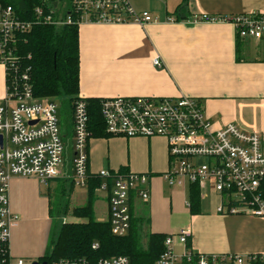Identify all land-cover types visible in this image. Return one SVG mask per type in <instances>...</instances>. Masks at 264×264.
Listing matches in <instances>:
<instances>
[{
  "label": "crops",
  "instance_id": "1",
  "mask_svg": "<svg viewBox=\"0 0 264 264\" xmlns=\"http://www.w3.org/2000/svg\"><path fill=\"white\" fill-rule=\"evenodd\" d=\"M128 1L137 13L147 12L155 21L144 26L78 27L80 98L188 96L200 101L213 128L233 123L264 135V42L238 39L227 22L187 23L200 15H264V0ZM169 17L177 21L167 22ZM155 59L160 67L153 65ZM5 90V71L0 65V102ZM62 128V134L71 141L70 124ZM87 152L91 175L122 171L149 176L148 200L141 201L134 192L129 196L132 217L145 222L142 235L144 230L146 235H170L188 228L189 247L198 254L264 253V218L218 214L219 197L209 189L199 191V211L190 213L185 204L190 186L171 188L162 179L168 169L163 138L91 137ZM67 154L68 161L51 192L59 197L67 193L71 199L75 186L71 191L70 150ZM49 192V188L42 191L35 178L11 179L9 206L19 217L11 230L12 257L36 260L45 255L52 225ZM206 199L209 206L204 203ZM95 202L103 203L105 218L94 220H108L107 195L95 191ZM174 249L182 250L177 244Z\"/></svg>",
  "mask_w": 264,
  "mask_h": 264
},
{
  "label": "built area",
  "instance_id": "2",
  "mask_svg": "<svg viewBox=\"0 0 264 264\" xmlns=\"http://www.w3.org/2000/svg\"><path fill=\"white\" fill-rule=\"evenodd\" d=\"M48 9H34V21L21 19L10 6L0 5V65L7 84L0 102V264H32L36 260L12 257L9 253L11 230L19 217L9 206V184L13 177L35 178L40 184L59 178L71 154V182L86 187L92 178L88 171L87 105L83 98L73 102L70 120L72 144L62 134L57 103L38 100L32 95L27 75L19 72L14 55L20 35L34 25L61 27L83 24L144 26L154 22L147 12L137 13L128 0H54ZM167 18V22H176ZM227 22L238 39L261 40L264 15L231 17L194 16L187 23ZM153 65L160 67L158 60ZM11 75V77H10ZM105 133L110 137L163 138L167 146L168 169L162 179L168 187L196 186L219 197L216 212L221 215H251L264 218V135L242 130L233 123L215 129L205 117L199 100L180 96L115 97L100 99ZM101 183L95 191L108 200V219L113 236L123 237L130 227L129 196L141 201L149 198V176L129 172L99 171ZM189 208V202L185 203ZM191 231L182 229L166 236L164 251L155 264H264L263 254L247 256H206L187 246ZM175 244L182 250L176 252ZM91 248L97 249L93 243ZM198 259L193 262V255ZM41 264L45 261H37ZM48 264L47 262H45ZM49 264H91L85 260L60 259ZM94 264H129L124 256L99 259Z\"/></svg>",
  "mask_w": 264,
  "mask_h": 264
},
{
  "label": "trees",
  "instance_id": "3",
  "mask_svg": "<svg viewBox=\"0 0 264 264\" xmlns=\"http://www.w3.org/2000/svg\"><path fill=\"white\" fill-rule=\"evenodd\" d=\"M54 0H0V5L10 6L21 19L34 21L33 11L37 7L48 9L47 5ZM186 0H183L185 3ZM264 42V37L261 39ZM16 66L20 73L27 75L32 95L35 99H52L59 101L71 115L73 102L79 98V45L78 27L65 25L36 24L15 44ZM11 77V75H10ZM7 84V75L5 77ZM88 113V128L92 137H109L99 113L100 99H84ZM122 172V171H120ZM87 182L86 202L81 207L69 208V194L62 215L70 213L76 222L62 223L55 241L51 242L50 252L45 253L40 261L48 264L60 259L85 260L91 264L99 259L113 256H124L129 264H155L164 251L165 234L149 233L143 245V219L130 218V227L123 237L111 234L109 219L103 222L94 220L93 205L95 190L101 180L94 178ZM74 185L71 182L70 190ZM65 195V194H64ZM189 211H199V190L196 186L189 187ZM61 203V202H60ZM52 212V209H51ZM97 244V249L91 245ZM189 247V243L187 244ZM193 262L198 256L193 255ZM259 264V263H253Z\"/></svg>",
  "mask_w": 264,
  "mask_h": 264
},
{
  "label": "rangeland",
  "instance_id": "4",
  "mask_svg": "<svg viewBox=\"0 0 264 264\" xmlns=\"http://www.w3.org/2000/svg\"><path fill=\"white\" fill-rule=\"evenodd\" d=\"M43 100H50V99H43ZM52 100V99H51ZM57 118L59 121V126L61 129L62 127H65V125L70 124V120L68 119L67 109L65 105L63 106L59 101H57ZM71 139V138H70ZM72 142L70 140L67 141V150L70 148ZM68 155V154H67ZM68 161V157L66 159V162ZM69 166V165H68ZM57 182L56 180H51L47 183L41 184L42 191H45L46 188L50 189L49 195H50V201H51V220L52 225L50 228V234H49V240L47 243V252H50L51 250V242L55 241L59 228L62 223H70V222H76L77 220L72 217L70 213L67 215H62L63 209L66 205L67 196L63 194L61 197L59 195H56V193H52V189L56 186ZM86 193H87V187H75L74 191L71 195V199H69V208H75V207H81L86 202ZM96 201H101L100 199H97ZM61 202V203H60ZM204 203L206 206H209V200H204ZM104 205L103 203H97L94 204V219L99 218H105L104 215ZM146 231H143V245H145V237H146Z\"/></svg>",
  "mask_w": 264,
  "mask_h": 264
},
{
  "label": "water",
  "instance_id": "5",
  "mask_svg": "<svg viewBox=\"0 0 264 264\" xmlns=\"http://www.w3.org/2000/svg\"><path fill=\"white\" fill-rule=\"evenodd\" d=\"M32 264H38L37 261L33 262ZM41 264H46L45 262H42Z\"/></svg>",
  "mask_w": 264,
  "mask_h": 264
},
{
  "label": "flooded vegetation",
  "instance_id": "6",
  "mask_svg": "<svg viewBox=\"0 0 264 264\" xmlns=\"http://www.w3.org/2000/svg\"><path fill=\"white\" fill-rule=\"evenodd\" d=\"M42 258V257H41ZM41 258H39V259H36V261H40L41 260Z\"/></svg>",
  "mask_w": 264,
  "mask_h": 264
}]
</instances>
